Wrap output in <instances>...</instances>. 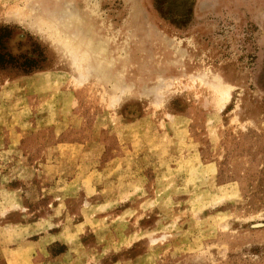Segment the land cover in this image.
<instances>
[{
	"label": "rangeland",
	"instance_id": "374dc122",
	"mask_svg": "<svg viewBox=\"0 0 264 264\" xmlns=\"http://www.w3.org/2000/svg\"><path fill=\"white\" fill-rule=\"evenodd\" d=\"M0 264H264V0H0Z\"/></svg>",
	"mask_w": 264,
	"mask_h": 264
},
{
	"label": "trees",
	"instance_id": "16d2710c",
	"mask_svg": "<svg viewBox=\"0 0 264 264\" xmlns=\"http://www.w3.org/2000/svg\"><path fill=\"white\" fill-rule=\"evenodd\" d=\"M12 28L8 26H0V70L13 69L23 74H28L32 70L40 67L44 62V57L40 52L34 57H26L25 55L10 56L4 49V43L9 39Z\"/></svg>",
	"mask_w": 264,
	"mask_h": 264
}]
</instances>
